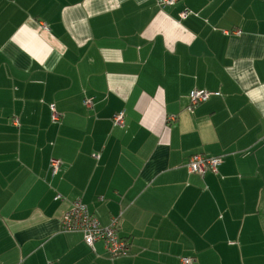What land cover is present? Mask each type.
Wrapping results in <instances>:
<instances>
[{"label":"crops","instance_id":"obj_1","mask_svg":"<svg viewBox=\"0 0 264 264\" xmlns=\"http://www.w3.org/2000/svg\"><path fill=\"white\" fill-rule=\"evenodd\" d=\"M158 2L0 0V264H264V0ZM77 199L129 256L60 231Z\"/></svg>","mask_w":264,"mask_h":264},{"label":"built area","instance_id":"obj_2","mask_svg":"<svg viewBox=\"0 0 264 264\" xmlns=\"http://www.w3.org/2000/svg\"><path fill=\"white\" fill-rule=\"evenodd\" d=\"M179 0H159L158 4L161 7L173 6L177 4ZM190 15V12L185 10L180 13L179 18L185 20ZM225 35H239V31L224 32ZM212 94L205 91H191L189 94V106L188 110H192L198 105L206 102ZM84 105L88 108L92 107L91 100H85ZM51 112V119L58 121V115L53 108ZM113 124L116 126L123 125V113H118L113 117ZM174 119H171V121ZM14 120L13 123H16ZM221 158H208L201 155H193L187 162V169L190 173H196L203 175L208 171H216L217 167L221 163ZM49 166L52 169L53 174H56L60 162L56 159H51ZM61 197L57 195L55 200H59ZM119 217H113L107 226H103L100 222L90 214L86 205H84L79 199L71 204V208L64 216L61 224V230L65 233H79L83 237L84 243L88 247H92L95 243L101 242L107 252L112 257H125L130 253L129 241L121 238L118 235L116 225ZM195 259L192 257H183L180 259V264H194Z\"/></svg>","mask_w":264,"mask_h":264},{"label":"trees","instance_id":"obj_3","mask_svg":"<svg viewBox=\"0 0 264 264\" xmlns=\"http://www.w3.org/2000/svg\"><path fill=\"white\" fill-rule=\"evenodd\" d=\"M236 31H238V30H236ZM228 32H231V31H228ZM233 32V31H232ZM240 32V31H239ZM229 36V35H228ZM51 108H53L52 106L50 107V119H51V112H52V109ZM54 109V108H53ZM54 111H55V109H54ZM56 112V111H55ZM56 114L58 115V121H53L52 119H51V121H52V123H55V124H58L59 122H60V115L56 112ZM191 156H193V155H191ZM190 156V157H191ZM189 157V158H190ZM189 158H188V160H189ZM57 160V159H56ZM188 162V161H187ZM50 163V162H49ZM186 165H187V163H186ZM185 165V166H186ZM59 169H60V166H59ZM59 169H58V171H59ZM186 169H187V167H186ZM188 170V169H187ZM48 171H49V173H50V175L53 177V176H55L56 174H58V171H57V173L56 174H53V172H52V169H51V167L49 166V168H48ZM189 172V171H188ZM190 173V172H189ZM207 172H205L203 175H200V174H198V175H200L201 177H203L205 174H206ZM192 174H196V173H192ZM57 195H60V194H56L55 195V197L57 196ZM55 197H54V201H62L63 200V197H62V195H60V199L59 200H55ZM74 201H76V200H74ZM73 201V202H74ZM81 201V200H80ZM73 202H71L70 203V208H71V204L73 203ZM82 202V201H81ZM84 204V203H83ZM85 205V204H84ZM87 207V206H86ZM70 208L62 215V217H61V219H60V224H62V222H63V218H64V216L68 213V211L70 210ZM60 231L61 232H63L62 230H61V227H60ZM63 233H65V232H63ZM125 239V238H124ZM127 240V239H126ZM99 243H101V242H99ZM129 244H130V242H129ZM131 244H130V253H131ZM130 253L127 255V256H129L130 255ZM127 256H125V257H127ZM116 258V257H115ZM183 258V257H182ZM47 264H52V263H47Z\"/></svg>","mask_w":264,"mask_h":264}]
</instances>
